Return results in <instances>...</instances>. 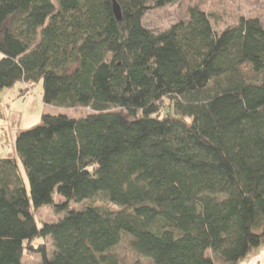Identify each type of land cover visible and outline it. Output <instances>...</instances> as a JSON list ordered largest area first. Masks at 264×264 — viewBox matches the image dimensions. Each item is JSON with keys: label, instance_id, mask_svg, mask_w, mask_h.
<instances>
[{"label": "trees", "instance_id": "1", "mask_svg": "<svg viewBox=\"0 0 264 264\" xmlns=\"http://www.w3.org/2000/svg\"><path fill=\"white\" fill-rule=\"evenodd\" d=\"M0 0V89L42 83L43 113L0 158V264H240L264 244V28L216 32L198 6L162 31L145 13L178 0ZM62 198L59 204L54 197ZM101 195L117 209L84 204ZM64 215L38 227L34 211ZM34 250V249H33Z\"/></svg>", "mask_w": 264, "mask_h": 264}, {"label": "rangeland", "instance_id": "2", "mask_svg": "<svg viewBox=\"0 0 264 264\" xmlns=\"http://www.w3.org/2000/svg\"><path fill=\"white\" fill-rule=\"evenodd\" d=\"M190 6H198L205 11L216 32L235 25L240 17L257 18L264 28V0H178L173 4L148 10L143 17V23L156 32L165 30L175 22L186 19L187 9ZM24 86L22 82H17L12 87L0 89V158L15 157L19 170L26 180L25 170L13 147L16 135L38 125L43 113L60 112L69 116H82L90 112V109L52 106L42 100L43 87L41 82L33 84L29 91L21 92ZM54 200L56 204H59L62 198L55 195ZM87 203L101 208L117 209L116 206L107 205L101 195L80 204L71 202L69 207H80ZM63 215L64 212L53 206L44 205L34 211V218L38 227L43 222H55ZM31 245L34 250L25 251L23 264H34L41 261L42 255L37 251L41 245L46 247L48 253L53 250L49 237H37L31 242ZM115 251L125 264H131L136 258L126 241L119 244ZM140 261L142 264H151L150 260L146 258H140Z\"/></svg>", "mask_w": 264, "mask_h": 264}, {"label": "crops", "instance_id": "3", "mask_svg": "<svg viewBox=\"0 0 264 264\" xmlns=\"http://www.w3.org/2000/svg\"><path fill=\"white\" fill-rule=\"evenodd\" d=\"M240 264H264V244L249 252Z\"/></svg>", "mask_w": 264, "mask_h": 264}, {"label": "water", "instance_id": "4", "mask_svg": "<svg viewBox=\"0 0 264 264\" xmlns=\"http://www.w3.org/2000/svg\"><path fill=\"white\" fill-rule=\"evenodd\" d=\"M112 8H113V12L114 15L117 19L121 18V12H120V8L119 5L117 4V2L115 0H112Z\"/></svg>", "mask_w": 264, "mask_h": 264}]
</instances>
